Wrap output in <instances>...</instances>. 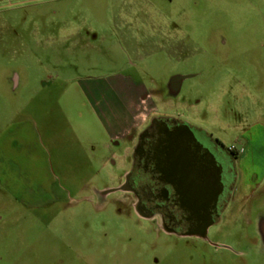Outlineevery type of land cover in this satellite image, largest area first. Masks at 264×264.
<instances>
[{"label":"rangeland","instance_id":"obj_1","mask_svg":"<svg viewBox=\"0 0 264 264\" xmlns=\"http://www.w3.org/2000/svg\"><path fill=\"white\" fill-rule=\"evenodd\" d=\"M154 115L244 148L198 237L112 192ZM0 264H264V0H0Z\"/></svg>","mask_w":264,"mask_h":264},{"label":"flooded vegetation","instance_id":"obj_2","mask_svg":"<svg viewBox=\"0 0 264 264\" xmlns=\"http://www.w3.org/2000/svg\"><path fill=\"white\" fill-rule=\"evenodd\" d=\"M185 77L170 80L171 94ZM242 152V146H226L187 119L154 115L135 136L127 169L112 192H128L134 210L162 233L198 237L225 209Z\"/></svg>","mask_w":264,"mask_h":264},{"label":"crops","instance_id":"obj_3","mask_svg":"<svg viewBox=\"0 0 264 264\" xmlns=\"http://www.w3.org/2000/svg\"><path fill=\"white\" fill-rule=\"evenodd\" d=\"M132 117L128 120L127 125L126 126H122L121 129H117V130H110L109 131V138L115 142L116 144L118 143V141H116L117 136H119L122 133H125V131L130 130L134 127V117H135V110L132 112ZM126 131V132H127Z\"/></svg>","mask_w":264,"mask_h":264}]
</instances>
